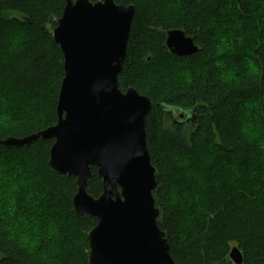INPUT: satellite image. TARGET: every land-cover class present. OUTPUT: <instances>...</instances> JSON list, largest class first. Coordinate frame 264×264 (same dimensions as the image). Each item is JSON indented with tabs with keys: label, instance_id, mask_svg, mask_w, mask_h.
<instances>
[{
	"label": "trees",
	"instance_id": "1",
	"mask_svg": "<svg viewBox=\"0 0 264 264\" xmlns=\"http://www.w3.org/2000/svg\"><path fill=\"white\" fill-rule=\"evenodd\" d=\"M114 1L134 6L117 84L151 103L146 148L171 257L235 264L227 255L237 247L241 264H264V0ZM64 5L0 0V139L56 123L63 57L45 26ZM172 29L197 50L171 53ZM161 105L190 119L173 123ZM52 143L0 144V264H88L96 219L74 212L75 178L50 169ZM91 170L87 192L97 197L101 179Z\"/></svg>",
	"mask_w": 264,
	"mask_h": 264
},
{
	"label": "water",
	"instance_id": "2",
	"mask_svg": "<svg viewBox=\"0 0 264 264\" xmlns=\"http://www.w3.org/2000/svg\"><path fill=\"white\" fill-rule=\"evenodd\" d=\"M133 14L132 4L114 0H65L61 15L45 26L63 57L56 123L21 138L0 139L8 148L53 140L50 169L75 178L74 212L96 219L87 233L88 264H175L168 235L158 226L162 210L153 199L155 167L145 139L151 103L117 84ZM165 44L177 56L197 50L180 29L168 30ZM161 107L180 116L189 113ZM91 167L101 179L97 197L87 192ZM227 259L241 264L242 253L232 247Z\"/></svg>",
	"mask_w": 264,
	"mask_h": 264
},
{
	"label": "flooded vegetation",
	"instance_id": "3",
	"mask_svg": "<svg viewBox=\"0 0 264 264\" xmlns=\"http://www.w3.org/2000/svg\"><path fill=\"white\" fill-rule=\"evenodd\" d=\"M165 114L168 117V119H170V121H172L173 123H187L188 120L190 119L189 114L186 115L182 114V116H180V113L177 111L175 113L165 112ZM192 117L193 116L191 115V118Z\"/></svg>",
	"mask_w": 264,
	"mask_h": 264
},
{
	"label": "rangeland",
	"instance_id": "4",
	"mask_svg": "<svg viewBox=\"0 0 264 264\" xmlns=\"http://www.w3.org/2000/svg\"><path fill=\"white\" fill-rule=\"evenodd\" d=\"M5 191L1 190L0 191V203H2L3 201H5Z\"/></svg>",
	"mask_w": 264,
	"mask_h": 264
},
{
	"label": "clouds",
	"instance_id": "5",
	"mask_svg": "<svg viewBox=\"0 0 264 264\" xmlns=\"http://www.w3.org/2000/svg\"><path fill=\"white\" fill-rule=\"evenodd\" d=\"M252 70H253V71H255V69H254V68H253Z\"/></svg>",
	"mask_w": 264,
	"mask_h": 264
}]
</instances>
